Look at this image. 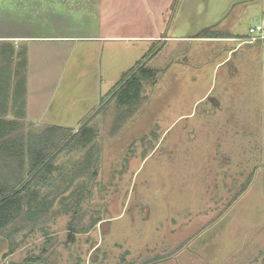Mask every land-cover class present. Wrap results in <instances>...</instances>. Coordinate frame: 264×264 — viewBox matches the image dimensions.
<instances>
[{"label":"rangeland","instance_id":"374dc122","mask_svg":"<svg viewBox=\"0 0 264 264\" xmlns=\"http://www.w3.org/2000/svg\"><path fill=\"white\" fill-rule=\"evenodd\" d=\"M253 1L193 0L185 12L176 1L163 35L189 41L156 44L141 59L158 52L147 65L160 69L142 101L129 108L111 102L90 121L89 145L59 151L53 173L31 190V205L0 234V264L32 257L43 264H264V99L251 110L242 100L232 111L234 58L216 66L235 44L196 37L205 31L247 38L253 20L264 26V0ZM85 11L67 10L70 28L86 24ZM133 44H118L119 61L140 54L144 45ZM110 78L104 75L103 87ZM62 84L79 95L69 77ZM66 101L79 105V115L61 120L52 109L44 116L71 132L101 105L87 109L86 97ZM10 102L1 114L17 121L10 137L20 144L0 179L19 185L30 175L29 141L47 126L28 122ZM213 102L223 109L212 111ZM31 209L42 215L28 218Z\"/></svg>","mask_w":264,"mask_h":264},{"label":"crops","instance_id":"0c3cea01","mask_svg":"<svg viewBox=\"0 0 264 264\" xmlns=\"http://www.w3.org/2000/svg\"><path fill=\"white\" fill-rule=\"evenodd\" d=\"M176 1L182 3V12L193 4V0H0V98H18L19 93L14 95V91L23 92L17 84L25 75L24 119L28 122L60 126L54 118L44 116L52 109L57 110L61 120L79 115V105L68 103V97H86L90 102L86 108L93 110L103 94L156 44L162 42L160 47H164L168 42L189 41L187 37L163 35L170 31L168 19ZM79 6L87 9L83 15L86 24L73 23L70 28L65 20L67 10ZM260 9L264 13V6ZM256 23L261 25L253 20ZM215 36L200 39L235 44L216 66L220 69L230 56L234 58L229 68L235 80L231 87L232 111L238 113V103L246 99L251 110L257 103L255 99H264V39L249 43L246 36L234 37L232 33ZM130 42L144 47L132 62L129 57L119 61L118 44L127 47L125 44ZM106 74L111 78L103 87ZM65 76L79 84V95L68 93L70 85L59 86ZM213 103L212 111L223 109L222 102ZM262 107L264 114V102ZM207 113L208 110L204 114Z\"/></svg>","mask_w":264,"mask_h":264},{"label":"trees","instance_id":"16d2710c","mask_svg":"<svg viewBox=\"0 0 264 264\" xmlns=\"http://www.w3.org/2000/svg\"><path fill=\"white\" fill-rule=\"evenodd\" d=\"M198 34L199 36H196L198 38L216 37L215 34H210L205 31ZM157 53L158 52L154 53L151 57L155 56ZM146 55H144L143 58ZM147 62L139 67L142 63V60H140L134 67L126 72L121 80L106 94V97H108L115 91L112 96L105 103L103 102L106 97L101 99V106H99L93 114L88 115V117L82 121L83 123L77 132L69 131L70 128L68 127L49 125L44 132L35 135L30 139V144L26 148L29 155V177L25 181L19 183V185H10V183L0 179V234L15 221L19 214L23 212L27 203L31 205L30 201L34 198V192L32 195L31 190L34 189V187L35 189H38L42 186V180L53 173V164L59 151H61V149L71 150L74 148H84L92 142L93 128L90 127L89 123L94 117L104 111L113 101L116 102L119 108L136 107L142 101L145 84L156 82L158 73L160 72V69L148 66ZM23 78L24 80H19L17 84L23 92H19V90L17 91L16 89L14 91V95L19 93L18 98L15 96L11 99L0 98V169L4 163L9 164L10 154L14 148L13 146H17L18 148L20 144V141L12 140L10 137L17 121H8L5 117L6 113L1 114V112H3V107H5L6 101L11 100L12 103L15 101V104H19L20 110L22 111V118H24L26 107V76L24 75ZM60 131L64 133V135L62 134L60 137L65 136V140L60 146H57L56 142L59 139L57 134ZM66 131L69 132L66 133ZM31 213L32 216H41L42 210L38 212L32 211V209L28 210V218L31 216ZM74 241V234L69 233L67 242L73 243ZM10 264L43 263L40 260H37V258L33 259L32 257L22 262H12Z\"/></svg>","mask_w":264,"mask_h":264},{"label":"built area","instance_id":"2783aa9c","mask_svg":"<svg viewBox=\"0 0 264 264\" xmlns=\"http://www.w3.org/2000/svg\"><path fill=\"white\" fill-rule=\"evenodd\" d=\"M262 30H263L262 25H259L258 23L253 24V26L249 28L246 41L249 43H256L259 40H263L264 34L261 33Z\"/></svg>","mask_w":264,"mask_h":264},{"label":"water","instance_id":"95a60500","mask_svg":"<svg viewBox=\"0 0 264 264\" xmlns=\"http://www.w3.org/2000/svg\"><path fill=\"white\" fill-rule=\"evenodd\" d=\"M143 64H144V62H142V63L139 65V67L142 66ZM114 92H115V91H114ZM114 92H113V93H114ZM113 93H112V94H113ZM112 94H111V95H110V96H109V97H108L103 103H105V102H106V101L112 96ZM103 103H102V104H103ZM100 106H101V105H100Z\"/></svg>","mask_w":264,"mask_h":264}]
</instances>
